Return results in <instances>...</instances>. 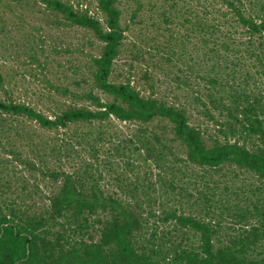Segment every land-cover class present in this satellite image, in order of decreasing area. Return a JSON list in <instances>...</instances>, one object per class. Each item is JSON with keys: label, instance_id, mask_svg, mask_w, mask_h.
I'll use <instances>...</instances> for the list:
<instances>
[{"label": "rangeland", "instance_id": "rangeland-1", "mask_svg": "<svg viewBox=\"0 0 264 264\" xmlns=\"http://www.w3.org/2000/svg\"><path fill=\"white\" fill-rule=\"evenodd\" d=\"M62 1L106 29L97 0ZM241 1L246 15L264 17V0ZM114 4L123 33L109 80L128 83L144 98L183 109L207 147L226 141L252 147L246 128L210 98L229 103L232 91L245 89L264 105V58L260 63L255 56L231 54L211 42L204 46L196 29L203 0ZM257 43L264 46V33L255 37L256 52L261 51ZM103 47L90 28L67 21L41 0H0V100L25 103L49 119L72 108L96 109L92 97L126 106L94 83V59ZM206 76L218 80L219 91ZM60 149L66 156L58 161ZM85 162L102 191L120 199L135 215L134 245L149 263H184L199 252L198 232L166 213L210 223L215 250L244 240L250 231V219L232 208L222 211L221 205L239 202L246 208L251 199L259 198L250 188L259 179L251 171L223 163L209 169L204 181L202 168L189 161L185 144L167 118L120 120L111 115L45 127L0 110V195H33L36 186L43 193L53 192L57 183L41 174L45 168L80 171ZM94 240L98 241L97 231ZM228 257L217 264L259 262L264 252Z\"/></svg>", "mask_w": 264, "mask_h": 264}, {"label": "trees", "instance_id": "trees-1", "mask_svg": "<svg viewBox=\"0 0 264 264\" xmlns=\"http://www.w3.org/2000/svg\"><path fill=\"white\" fill-rule=\"evenodd\" d=\"M41 1L67 21L90 28L104 43L99 57L94 59V83L126 106L115 101L104 103L92 97L96 109L63 110L53 119L25 103L0 100V110L24 115L45 127L104 120L111 115L120 120L167 118L173 124L176 137L185 144L189 161L202 168L200 177L204 181L210 176L209 169L223 163L251 171L259 179L258 185L250 187L252 194L259 193V198L251 199L246 208L239 202L221 205L222 211L232 208L238 216L250 219V231L238 243L215 250L210 223L184 214L166 213L178 224L193 228L200 239L199 252L184 263L176 264H217L225 256L236 258L239 253L264 252V105L257 102L258 97L240 89L232 91L234 98L229 103L222 98H210L213 104L224 108L246 128L252 138V147L228 141L207 147L197 129L189 126L183 109L144 98L128 83L117 84L109 80L111 64L123 33L115 0H97L98 8L106 18L105 30L96 18L76 11L62 0ZM202 6V17L197 18L196 29L201 32L204 46L211 42L216 49L231 54L243 52L262 63L264 46L257 43L261 51L256 52L253 43L255 37L264 33V17L256 20L246 15L241 0H219V5L216 0H203ZM206 77L219 91L218 80ZM230 77L234 78V75ZM225 83L229 84L228 79ZM198 102H203L201 96ZM57 154L58 161L66 156L61 149ZM89 167L85 162L80 171L45 168L41 174L57 183V190L53 192L43 193L36 186L33 195L16 199L0 195V264H164L161 261L149 263L137 251L133 230L138 220L120 199L102 191L98 177ZM94 231L98 233L97 242ZM247 264H264V258Z\"/></svg>", "mask_w": 264, "mask_h": 264}]
</instances>
